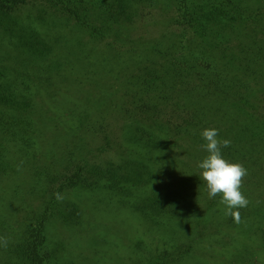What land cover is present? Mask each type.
<instances>
[{"label": "rangeland", "instance_id": "374dc122", "mask_svg": "<svg viewBox=\"0 0 264 264\" xmlns=\"http://www.w3.org/2000/svg\"><path fill=\"white\" fill-rule=\"evenodd\" d=\"M0 264H264V0H0Z\"/></svg>", "mask_w": 264, "mask_h": 264}, {"label": "clouds", "instance_id": "9594fccd", "mask_svg": "<svg viewBox=\"0 0 264 264\" xmlns=\"http://www.w3.org/2000/svg\"><path fill=\"white\" fill-rule=\"evenodd\" d=\"M204 143L202 148L207 155L198 163L201 169L200 180L206 184L208 197H221L220 203L225 206V215L240 222V208L247 207L249 201L240 191L243 178L247 175V169L239 163H231L225 160L221 153L222 147H228L231 141L218 139V130L206 128L200 133ZM57 201H62L63 196L55 193ZM5 246L7 241H3Z\"/></svg>", "mask_w": 264, "mask_h": 264}, {"label": "trees", "instance_id": "16d2710c", "mask_svg": "<svg viewBox=\"0 0 264 264\" xmlns=\"http://www.w3.org/2000/svg\"><path fill=\"white\" fill-rule=\"evenodd\" d=\"M180 60H182V58ZM203 63H205V62H203ZM166 64H167V62H166ZM168 68H169V70L173 71L174 73L177 71V69L175 67H172L171 64H169ZM177 81H178V79H177ZM185 81L186 80H179V82H182V84H181L182 90H181V93H177L178 96L179 97H182L183 95H186V94H189V93H194L193 95L197 94V91L194 90L193 86L189 87L188 84ZM182 133H186V132H181L180 131L179 133H175L172 130H168V136H169V138L172 135H175L176 136V134H177V136H180V135H182ZM255 140L256 139L254 138L253 141H255ZM256 149H259V146L256 147ZM181 150L184 151V147L181 148Z\"/></svg>", "mask_w": 264, "mask_h": 264}]
</instances>
